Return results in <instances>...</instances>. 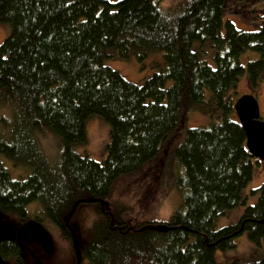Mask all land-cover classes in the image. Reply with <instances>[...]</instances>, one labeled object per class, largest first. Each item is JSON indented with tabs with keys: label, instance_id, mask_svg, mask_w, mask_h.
Here are the masks:
<instances>
[{
	"label": "trees",
	"instance_id": "obj_1",
	"mask_svg": "<svg viewBox=\"0 0 264 264\" xmlns=\"http://www.w3.org/2000/svg\"><path fill=\"white\" fill-rule=\"evenodd\" d=\"M228 7V0H0V23L12 26L0 43V212L27 218L39 203L69 238L75 223L82 259L93 264H217L216 249L235 247L244 232L261 244L264 181L248 203L254 157L233 97L246 69L254 88L264 69V19L254 30L238 28L224 22ZM158 50L163 65L142 83L103 62L118 55L142 63ZM250 50L260 56L244 65L240 55ZM211 104L221 121L187 127L175 149L182 200L170 219H123L109 201L116 181L153 158L191 110ZM91 113L110 123L102 160L74 148L86 141ZM49 131L57 136L54 163L39 139ZM2 157L28 174L13 178ZM239 205L237 222L216 227ZM157 223L170 228L158 231ZM21 243L1 242L2 257L27 264ZM230 264H264V256Z\"/></svg>",
	"mask_w": 264,
	"mask_h": 264
},
{
	"label": "rangeland",
	"instance_id": "obj_2",
	"mask_svg": "<svg viewBox=\"0 0 264 264\" xmlns=\"http://www.w3.org/2000/svg\"><path fill=\"white\" fill-rule=\"evenodd\" d=\"M229 7L223 14L224 22L230 19L236 27L246 30H254L264 19V0H228ZM12 26L9 22L0 23V43L11 33ZM224 32V30H223ZM213 50L212 47L209 51ZM257 51H246L240 55V62L244 65L249 60L259 58ZM208 62L214 65L210 55ZM107 64L119 70L127 79L142 83L151 75L158 66L162 67L164 58L163 51L158 50L150 53L140 63L135 56L122 59L118 55L105 58ZM171 83L168 80L167 85ZM234 90V88L232 89ZM236 94L234 101L243 94H254L259 103L260 114L264 117V69L257 79V86L254 88L249 84L248 70L239 77L236 82ZM210 91L205 89V97L208 99ZM222 119L221 110L216 104L204 105L200 109H193L189 112L188 118L182 121L179 127L171 133L163 142L160 151L151 158L140 170L121 176L115 183L109 201L113 209L125 220L129 221H166L179 206L182 197L177 188L178 166L176 163L175 149L183 141L187 127L197 125H211L220 122ZM86 141L77 143L74 148L81 154H87L93 159L102 160L107 155V144L110 141V123L100 114L91 113L85 120ZM40 144L51 162H55L58 152L57 136L48 132L46 136H40ZM3 158V157H2ZM6 167L13 178L26 176L29 172L24 166L16 167L11 160L3 158ZM253 176L244 193L248 194V203H255L258 194H253L252 189L261 185L264 181V160L252 159ZM83 210L84 215H93ZM29 216L21 219L14 214H3L6 219L15 225H21L24 220L33 218L36 214L41 218L38 223L45 228L51 238V251L44 250L33 237L22 235L20 240L31 249H22L27 264H72L75 261V253L71 238L61 234L60 229L51 219L42 212L39 203L29 205ZM244 206L239 205L228 210L225 214L216 219V227H222L235 223L243 213ZM86 222V220H85ZM91 220L89 221V223ZM80 249L83 251L84 237L78 232ZM235 247L228 249H216L215 260L217 264H230L233 260L241 263L250 260H257L264 256V239L261 244L251 241L244 232L236 237ZM6 264H14V258H4ZM81 264H93L89 259L83 258Z\"/></svg>",
	"mask_w": 264,
	"mask_h": 264
},
{
	"label": "water",
	"instance_id": "obj_3",
	"mask_svg": "<svg viewBox=\"0 0 264 264\" xmlns=\"http://www.w3.org/2000/svg\"><path fill=\"white\" fill-rule=\"evenodd\" d=\"M236 115L246 133V147L250 154L257 160H264V117L260 114L259 103L254 94H243L234 103ZM104 201L105 205L108 204ZM73 211V210H72ZM66 220L69 224L71 213ZM69 231L76 257V264H81L83 251L80 249L76 224H69ZM158 231H167L170 226L165 223H157L153 226ZM22 235H30L46 251H51V238L44 227L36 221L29 220L26 225L16 227L0 212V243L6 240L18 239ZM22 244V243H21ZM0 264H6L0 253Z\"/></svg>",
	"mask_w": 264,
	"mask_h": 264
},
{
	"label": "flooded vegetation",
	"instance_id": "obj_4",
	"mask_svg": "<svg viewBox=\"0 0 264 264\" xmlns=\"http://www.w3.org/2000/svg\"><path fill=\"white\" fill-rule=\"evenodd\" d=\"M21 219H25V218H21ZM29 220H33V221H36L37 223H38V219L34 216L33 218H29V219H26V220H24L23 221V223L21 224V225H15L14 223H12L11 221V223L13 224V225H15L16 227H21V226H24V225H26V223L29 221ZM38 224H40V223H38ZM30 236V235H29ZM32 237V236H31ZM27 246L25 245V244H21V248L22 249H27V251H31V249H29V248H26ZM5 261V260H4ZM72 264H76V257H75V261H74V263H72Z\"/></svg>",
	"mask_w": 264,
	"mask_h": 264
}]
</instances>
